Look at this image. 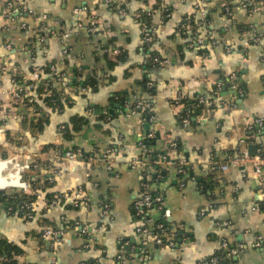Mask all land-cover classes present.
I'll use <instances>...</instances> for the list:
<instances>
[{
  "label": "crops",
  "instance_id": "1",
  "mask_svg": "<svg viewBox=\"0 0 264 264\" xmlns=\"http://www.w3.org/2000/svg\"><path fill=\"white\" fill-rule=\"evenodd\" d=\"M246 1L207 0L210 6L202 19L193 9L197 0H113L111 5L105 0H0V189L4 179L30 163L28 155L39 154L47 144L66 149L59 130L74 114L85 116L89 126L68 143L71 147L87 153L113 149L111 172L105 166L60 164L56 166L62 174L51 183L46 172L32 174L31 189L38 195L31 222L0 204V239L21 247L22 264H120L118 257L123 264H198L217 252L221 239L244 248L224 264H264L260 179L247 167L218 169L249 147L255 154H264V126H252L255 120H264V40L256 45L243 43L251 26L264 36V0L253 15L240 8ZM224 4L230 15L225 14ZM18 8L32 14L12 16ZM164 8L168 16L163 19ZM141 9L152 11L155 41L150 50L163 64L155 66L143 46L140 22L133 18ZM187 20L201 23L195 31L203 46L189 48L191 32L178 31ZM65 33L67 38L62 37ZM225 46H231V52ZM118 55L123 59L109 71L106 59ZM36 71L41 81H33ZM89 75L99 80L95 92L88 86L70 88L73 81L83 83ZM12 80L24 87L33 83L27 92L37 105L41 104L34 90L38 86L59 91L73 104L51 113L49 124L38 131L31 126L33 116L10 97ZM144 81V88L150 85L153 93L144 91ZM123 94L152 104L158 129L154 151L187 160L196 179H203L200 191L195 181H181L175 169H168L166 179L152 186L162 194L167 221L178 234L173 247L138 248L135 229L140 223L133 216L132 202L139 194L142 173L128 164L140 155L142 125L138 115H125L119 103L110 105V99ZM200 97L211 103L187 111L184 105H175L180 99L198 102ZM185 112L190 121L183 127L179 118ZM170 142L178 147L171 150ZM57 194L69 199L46 207L44 200ZM74 201L79 203L76 208ZM103 203L109 205V219L99 216ZM61 217L91 226L89 238L81 236L79 227H67L54 244L36 237L44 226H57ZM256 237L258 247H254Z\"/></svg>",
  "mask_w": 264,
  "mask_h": 264
},
{
  "label": "built area",
  "instance_id": "2",
  "mask_svg": "<svg viewBox=\"0 0 264 264\" xmlns=\"http://www.w3.org/2000/svg\"><path fill=\"white\" fill-rule=\"evenodd\" d=\"M260 0H247L246 2L240 5V8L248 11L250 15L256 14L258 11V2ZM107 5H111L113 0H105ZM210 5L207 0H197V3L194 4L193 9L199 12L202 19L205 17L206 9ZM224 12L227 15H230L227 6L224 4ZM31 15V11H26L25 9H16L11 11L12 16H19L24 14ZM121 14H124L120 11ZM164 17L168 16V9L164 8L162 11ZM152 11L147 9H141L136 11L133 14V18L141 21L142 18H150L151 19ZM203 21V20H202ZM201 23L198 22L196 24L193 20L184 21L179 25L178 31L182 35H187L188 32H191L190 42L188 44L189 48L193 47H201L203 46V39L197 34L195 31L196 27L200 26ZM140 32L142 42L146 45H152L155 41V31L148 25L146 22H140ZM249 37L243 41V43L247 45L251 44H259L262 40H264V36L261 33L256 32V30L251 26L249 29ZM69 36L68 33H65L62 37L67 38ZM43 41V40H41ZM6 49H10L9 45L5 46ZM226 52H231V46L224 47ZM113 54H118L117 51L113 52ZM154 65L163 64L164 61L159 60L158 58H154L152 60ZM41 75L38 71L33 73V81H41ZM45 85H49L47 80H44ZM34 84L30 83L28 85L21 86L17 85L15 80H12V88L10 90V97L14 100L22 103V105L27 109L28 113L33 116L36 112L34 105H32V99L28 97V89L31 90ZM148 87H151L148 85ZM217 96V95H216ZM198 103L200 104H208L210 101H206L203 97L198 99ZM221 103V102H220ZM176 106H181L179 100L175 102ZM123 110L125 111V115H138L140 117V124L144 123L150 125H155L154 115L152 113V104L146 101H136L134 104L125 103L123 105ZM190 116L188 112H185L184 115H180V123L183 127H186L189 124ZM257 128L264 126V120L257 119L254 121V124ZM63 127H60L62 129ZM60 132V131H59ZM154 135L152 133H148L145 137L140 136L138 140V148L140 149V155L138 158L133 159L129 162L128 166L132 170H140L142 173V181L140 183V191L137 198L132 202V212L133 216L139 221V226L135 229V234L139 238L138 248L141 251H146L147 247L150 245L155 246H168L173 247L176 244V238L178 234L173 228H168L163 223H159L153 219L149 214L160 213L162 219H168L169 214L168 211L164 209L163 206V197L162 194L157 193L153 195L151 192L154 190L151 185L148 184L150 181V168L152 166L163 168L165 171L168 169H175V172L179 175H185L186 169L192 170L190 163L185 159L171 160L166 155H157L154 160L150 161L148 156V151L144 147V141L146 139H152ZM169 147L171 149H175L177 144L175 142H170ZM86 153V152H85ZM83 154L81 149H63L59 145L54 144L52 147L43 148L39 154L36 155H28V159L30 163L22 170L21 173L18 174V180L16 186L6 187L4 189H10L16 191L17 193H21L26 195L28 198L24 200L17 208L16 213L26 222H31L34 217V209H33V201L34 197L38 195V191L32 190L31 180L27 176L26 173H40L46 172L48 174L47 182L51 183L53 179L58 178L62 174V170L58 168L56 165H71V164H81L84 168H95L99 166H105L107 171H112L111 168V157L113 154L112 147L105 148L103 151L98 149H92V151L88 154ZM40 157H47L46 161H41ZM249 168L258 178L260 179V183L262 188H264V154L260 152L250 155L246 150L239 151L234 157L229 158L225 163L220 164L218 169L220 171H226L228 168ZM211 170L214 167L210 168ZM145 171V173H144ZM28 174V175H30ZM34 174V175H35ZM158 176V174L156 173ZM182 186V183H180ZM32 197V198H30ZM69 199L68 195L65 194H57L52 198H48L44 200L46 207L52 208L56 206L60 201H65ZM72 206L74 208L79 206L77 201L72 202ZM9 213L11 212V208L8 209ZM204 214V210H200V215ZM99 216L101 219H109V205L107 203H103L100 206ZM68 225L66 226V224ZM67 227H79L80 234L82 237L90 236L92 227L90 226H80L77 222H68L65 217H61L57 226H46L42 229L41 237L44 241L48 243H58L60 238L63 236ZM181 232V230L179 231ZM86 237V238H88ZM182 234L180 238H183ZM260 243V239L256 237L254 239V247H258ZM88 245L85 244L83 248H87ZM244 251L242 246L232 247L230 243L221 239L218 244L217 252L212 255L207 260H203L198 264H224L225 260H228L232 256H236ZM142 261V260H140ZM117 262L120 264L124 263L122 257L117 258ZM0 264H22L19 258L7 259L0 254ZM53 264V263H51Z\"/></svg>",
  "mask_w": 264,
  "mask_h": 264
},
{
  "label": "trees",
  "instance_id": "3",
  "mask_svg": "<svg viewBox=\"0 0 264 264\" xmlns=\"http://www.w3.org/2000/svg\"><path fill=\"white\" fill-rule=\"evenodd\" d=\"M229 2V0H226V2ZM158 4H160L159 1H157ZM163 11V10H162ZM163 19L165 17H162ZM150 18H142L141 19V23L146 22L148 25H150ZM138 21V20H137ZM146 48V51L149 52V56L151 59V62L155 57V52H152L150 50V46L151 45H143ZM202 52V51H201ZM123 59L122 55H118L116 59L111 60V59H106V67L107 69L110 71L112 70L115 65L117 64V61H121ZM160 60V59H159ZM156 66V65H155ZM109 80H113V78L109 75ZM140 82V81H139ZM98 83L99 80L97 78L96 75H89L88 77H86V79H84L83 83H80L78 81H73L70 84V88H76V87H80V86H88L90 88V90L92 92H95L98 89ZM142 88L144 89V91L149 95L150 93H153V89L152 87H146L147 89L144 88L145 85V81L141 83ZM147 86V85H146ZM50 87H46L44 88L43 86L40 87H35V91L38 94V97L40 98L41 104L35 103L34 101H32V105H34V108L36 109V113L33 115V122L32 123V127L34 124V127H36L38 129V131H41L46 125L49 124V116L51 113H56V112H63L66 108L72 106L73 104V99L69 98L66 95L61 94L59 91H55L53 89H49ZM111 101V106L114 103H119L120 105H124L125 103H130V104H134L136 101H140V100H132V98L128 97L126 94L120 95L119 97H116L115 99H110ZM143 101V100H141ZM114 102V103H112ZM150 102V101H148ZM179 103L185 106L184 111H187V108H196L197 110L201 108V106H203L202 104L198 103L197 101H193V100H189V99H180ZM43 105V107H41ZM46 107L47 110L44 111L43 108ZM184 115V113L181 114V116ZM192 116V114H191ZM180 119V118H179ZM44 126V127H43ZM89 126V121L88 119L83 116V115H79V114H74L71 117H69V119L67 120L66 123L62 124V129H60V142L63 144H65V148L68 149H76L77 147H71V144H68L70 142H72L73 138L75 137V135L79 134L85 127L88 128ZM94 129L99 130L100 126L94 125L93 126ZM101 129V128H100ZM141 134L140 136H146L148 133H152L154 135V137L152 139H146L144 141V147L145 149L148 151V158L150 161L154 160L155 157L157 155H163V153H158L155 152V143L157 141V128L155 127V125H148L146 123H144L141 127ZM61 145V144H60ZM61 145V146H62ZM47 147H52V144H47L45 145V148ZM178 147V146H177ZM176 147V148H177ZM175 148V149H176ZM175 149H171V150H175ZM179 149V148H178ZM83 154L85 153L84 150H82ZM87 154V152L85 153ZM89 154V153H88ZM164 155H166L168 158H170L171 160H173L171 157H169V155L167 153H164ZM150 171L152 172L150 174V181L148 182L149 185L151 186H159L160 183H162L165 179H166V175H167V171H165V169L163 168H158L155 166H152L150 168ZM145 173V171H144ZM156 173L158 174V176L156 175ZM27 176L30 178V180L32 179L33 176L32 173H26ZM30 174V175H28ZM35 174V173H33ZM178 179L181 181H187L188 179H191L193 181L196 182L197 186H198V190L203 191L204 190V184L203 179H196V177L193 175L192 170L186 169V173L185 175H179L177 174ZM153 195H156L157 193H159L158 190H153L151 192ZM28 197L24 194L21 193H17L16 191L10 190V189H0V204L4 205L7 208H11V212L12 214L16 213V208L24 201L26 200ZM32 198V197H30ZM133 213V212H132ZM151 217H153V219L159 223H163L165 224L166 227L168 228H172L170 222H168L166 219H162L160 213H153L151 212L149 214ZM42 224H45V220H42ZM68 225V223L66 224V226ZM46 227V226H44ZM42 232L37 233L36 237L39 240H43L41 237ZM181 234V233H179ZM88 237V236H86ZM89 238V237H88ZM126 252H130V250L128 248H126ZM0 254L2 256H4L7 259H14V258H19L22 254H23V250L21 249L20 246L12 243V242H8L6 240L0 239ZM210 258V257H209ZM208 258H206L205 260H207ZM224 263H226V261H224Z\"/></svg>",
  "mask_w": 264,
  "mask_h": 264
},
{
  "label": "bare ground",
  "instance_id": "4",
  "mask_svg": "<svg viewBox=\"0 0 264 264\" xmlns=\"http://www.w3.org/2000/svg\"><path fill=\"white\" fill-rule=\"evenodd\" d=\"M17 180H18V173L13 175V176H9L8 178L4 179V183H3V189L6 187H10V186H16L17 185Z\"/></svg>",
  "mask_w": 264,
  "mask_h": 264
},
{
  "label": "water",
  "instance_id": "5",
  "mask_svg": "<svg viewBox=\"0 0 264 264\" xmlns=\"http://www.w3.org/2000/svg\"><path fill=\"white\" fill-rule=\"evenodd\" d=\"M157 128V127H156ZM250 155H254V147H249L247 151Z\"/></svg>",
  "mask_w": 264,
  "mask_h": 264
}]
</instances>
